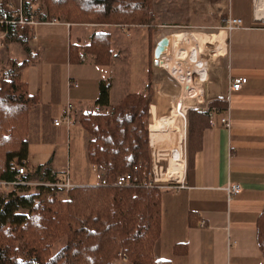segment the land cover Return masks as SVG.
Returning <instances> with one entry per match:
<instances>
[{
    "label": "crops",
    "instance_id": "1",
    "mask_svg": "<svg viewBox=\"0 0 264 264\" xmlns=\"http://www.w3.org/2000/svg\"><path fill=\"white\" fill-rule=\"evenodd\" d=\"M154 12L156 20L150 28L146 25L130 28L68 23L62 19L38 21L28 41L32 54L27 65L19 69L20 79L27 83L29 94L35 95L38 100L31 113L30 130L35 135V141L46 143L53 127L61 126H55L53 120L61 115L67 103L72 105L71 122L77 120L79 123L80 115L93 113L92 109H98L94 102L98 97L100 80H111V106L126 95L112 104L115 78L110 69L116 64L127 70L132 47L128 39L130 29L135 30L137 38L144 36L149 50V56L146 54L145 59L146 63L150 62L148 73L156 67L163 68L162 65H154L153 50L165 34H172L173 38L176 33L174 29L177 28L215 30L210 33L222 35L223 52L219 54L217 63L224 64L225 81L221 84L214 82L205 70V77H201L200 70L194 66V71L200 74L199 82H204L203 87L192 84L189 74L185 77L189 83L183 87L184 90H200L201 95L194 96L199 101L203 88L207 99L199 102L203 104L202 111L207 110L208 102L214 99L223 101L225 109L210 110L211 122L203 130L200 147L193 153L188 167L186 151L183 157L184 129L180 130L178 125L180 116H183V97L174 106L171 105L172 101L169 106L166 100L157 102L156 88L152 82L150 149L157 151L158 142L165 135L155 126L157 119L171 114L172 124L169 122L168 131H165L168 133L167 142L173 146L169 177L174 181L179 179L178 188L160 193L161 231L154 246V256L171 264H263L257 245L256 222L264 208V0H247L246 6H243L242 0H236L235 4L233 0H161L154 7ZM228 16L240 18L241 26L227 30L224 24ZM99 31L110 33L111 63L94 64L89 53L83 55V62L72 60L70 46L82 48L90 42L92 34ZM192 40L190 37L185 39L186 42ZM174 45L172 39L169 52L162 58L170 55ZM197 50L195 47L194 60L200 61ZM79 53L82 55L83 51ZM121 55L125 58H121ZM25 59L26 51L12 38H8L4 47L0 48L1 66L8 67L11 62L19 64ZM122 61L128 63L123 65ZM239 76L245 77L246 83L240 90L227 94L228 78ZM128 77L129 72L123 76L126 84H129ZM143 88L145 84L141 91L135 93H142ZM225 116L229 119L228 127L221 122ZM47 161H50V167L59 178L64 175L65 170L57 165L55 155L39 164ZM89 167H92L91 164ZM98 169L99 182H91L89 178L71 183L101 184L104 173ZM230 182L240 184L241 191L228 199L223 188ZM180 244L185 246V251L174 252V246Z\"/></svg>",
    "mask_w": 264,
    "mask_h": 264
},
{
    "label": "trees",
    "instance_id": "2",
    "mask_svg": "<svg viewBox=\"0 0 264 264\" xmlns=\"http://www.w3.org/2000/svg\"><path fill=\"white\" fill-rule=\"evenodd\" d=\"M41 21L63 19L68 23L105 24L127 27L155 22L152 0H43ZM9 38L27 53L21 63L11 62L0 79V180H12L15 167L27 159L31 113L38 103L35 95L20 79L19 69L27 65L30 29L14 27ZM83 51L82 55L79 53ZM92 55L97 65L110 64L113 58L109 32L92 34L82 48L70 46L71 59L83 62ZM111 80L98 83L94 104L104 112L79 116L88 133L87 161L104 170V180L96 185L72 186L68 198L59 200L49 187L41 192L22 194L24 185H16L6 195L0 194V264H171L154 256V246L161 231L160 191L147 187L142 180L150 171L149 106L153 97L151 81L144 93H128L110 105ZM224 110V102L214 99L205 111H186L187 167L200 147L203 130L211 122V109ZM50 161L35 166L42 180H54ZM130 173L132 184L116 186L118 175ZM25 210L27 213L20 212ZM191 219V218H190ZM190 223V222H189ZM257 245L264 264V208L257 218ZM65 237L55 253L51 248ZM23 250L20 255L19 251ZM185 251L183 244L174 252Z\"/></svg>",
    "mask_w": 264,
    "mask_h": 264
},
{
    "label": "rangeland",
    "instance_id": "3",
    "mask_svg": "<svg viewBox=\"0 0 264 264\" xmlns=\"http://www.w3.org/2000/svg\"><path fill=\"white\" fill-rule=\"evenodd\" d=\"M161 0H152V9L154 11V7L158 6V2ZM170 1V0H166ZM28 4L31 5L34 12L37 15L39 20V14H42L45 11L43 0H28ZM233 3H236V0H233ZM243 6H246L247 0H242ZM155 14V12H154ZM63 20V19H62ZM156 20V18H155ZM41 21V20H39ZM116 26V25H113ZM119 26V25H117ZM134 28V27H130ZM176 33H189L190 39H194V41L186 42L184 41L182 44L179 42H175V45L166 59H172L175 63V67L180 68L181 76L175 75L173 72L167 71L162 67H156L153 71H149L147 67L150 66V62L146 63V57L149 56L148 46L143 38H137L135 30L130 29V39L131 49L130 54L128 55L129 63L127 61L123 62L128 63L127 70L123 67H117L115 64L113 68H111V73H113L115 78L114 88L111 96V102L114 104L119 97L125 95L127 93L141 91L143 85L145 84V88H143V92L146 90V84L148 81L153 82V86L156 88V101L157 100H166L168 101V106L171 103L172 106L175 105L176 102L182 100V113L183 116L179 118V128L180 130L184 129V138H183V157L185 156L186 151V111L189 108L199 109L201 110L203 104L199 102H203L207 99V96L203 92L202 89V98L201 100H197L195 95L200 96V90L193 91L192 89L184 90L183 87V79L185 75L189 74V79L192 84L200 85L203 87V81L199 82L200 74L197 71H194V58L196 57L195 53L191 55V50L193 46L197 47V58L203 63V70H205L211 78H213L214 82L220 83L225 81V68L222 62L217 63L219 54L223 52L222 50V35L220 33L212 34L208 29H198V28H177L174 29ZM31 32V30H30ZM209 32V33H208ZM191 33V34H190ZM206 35V36H205ZM201 36V37H200ZM200 40H204L201 43ZM213 40V41H212ZM146 45V46H145ZM146 47V48H145ZM113 53V52H112ZM147 54V56H146ZM124 56V55H123ZM191 57V58H189ZM121 58H125L122 57ZM127 59V60H128ZM150 61V59H149ZM220 64V65H219ZM127 66V65H126ZM6 66L0 65V79L2 78V74L4 69L9 68ZM130 73L129 84L124 83L123 76L127 73ZM205 73V72H204ZM181 77V78H180ZM152 86V87H153ZM195 96V97H194ZM197 96V97H198ZM191 97V98H190ZM194 97V98H193ZM158 102V101H157ZM173 109H171L172 111ZM93 113L96 112H104V110L100 109H92ZM171 115V114H170ZM165 116L157 119V123L155 126L160 130V132H164L163 138L158 142L157 151L154 149H150L151 153V162H150V171L146 177V179L142 180L143 183L146 184L147 187H153L157 190L166 191V190H175L177 186V180H171L169 177L170 167H169V159L171 158V146L168 141V125L172 124L173 117ZM60 117V115L58 116ZM171 120V121H170ZM34 127V126H33ZM149 127V126H148ZM52 131V127L50 128ZM155 130V128H154ZM154 130L153 133L154 134ZM53 131H57V133H53ZM52 135L50 136L48 142L41 143L35 141L34 133L29 130L28 137L30 138V142L28 143V160L25 161V166L30 173V185H25L23 190H17V192L22 194H30L41 192V196L45 197L48 190L38 188L39 182L43 181L40 176L34 171L35 165L42 163L48 160L52 155H55V159L57 160V165H60L67 171V175L69 181L77 182V181H87L91 178V182H99L98 179V168L95 165H91L89 167V163L87 161L86 156V142L88 134L81 127L80 123H77V120L70 123L69 127H66L65 124H61L59 128L53 127ZM158 134L157 131H155ZM55 134V135H54ZM150 146V145H149ZM175 147V146H174ZM56 150V151H55ZM55 151V152H54ZM88 164V166H87ZM103 170L102 168H100ZM155 171V173H154ZM104 173V170H103ZM59 178V177H58ZM61 180L65 179V175L60 177ZM72 186H78L73 185ZM71 186V187H72ZM70 187V188H71ZM69 188V189H70ZM68 189V190H69ZM10 189L0 190V194L6 195ZM68 190L63 188L62 190L49 189L50 192H53L56 198L59 200H66L68 198ZM20 212L27 213L25 210H20ZM66 242L65 237L59 239L51 248V253L55 254ZM19 254H23V250L19 251ZM122 262H126L122 259L116 260L117 264H122ZM127 263V262H126Z\"/></svg>",
    "mask_w": 264,
    "mask_h": 264
},
{
    "label": "built area",
    "instance_id": "4",
    "mask_svg": "<svg viewBox=\"0 0 264 264\" xmlns=\"http://www.w3.org/2000/svg\"><path fill=\"white\" fill-rule=\"evenodd\" d=\"M28 0H0V48H3L7 39L10 36V32L14 27L17 26H27L30 30L38 23V18L34 12L31 5L28 4ZM242 20L240 18H234L228 16L225 19L224 27L231 31L235 28L241 26ZM162 59V57L160 58ZM247 79L245 77H229L227 84V94L235 92L241 89V87L246 83ZM72 114V105L67 103L60 117L53 120L55 126L65 124L66 127L70 126ZM224 126H229L228 116L221 119ZM51 174H55L54 170H51ZM65 179L61 180L57 176L54 180H43L39 182V186L49 187L50 189L62 190L65 188L68 190L72 184L69 181L67 171L64 172ZM135 177L130 173H125L118 175L115 180L116 186H124L132 184ZM30 173L25 166V161H22L20 165L15 167V175L12 180H0V190L3 189H13L16 185H30ZM178 188L177 186H175ZM227 198L231 199L234 195L241 191V186L238 183L230 182L224 188ZM201 225L204 224L203 221L200 222Z\"/></svg>",
    "mask_w": 264,
    "mask_h": 264
},
{
    "label": "bare ground",
    "instance_id": "5",
    "mask_svg": "<svg viewBox=\"0 0 264 264\" xmlns=\"http://www.w3.org/2000/svg\"><path fill=\"white\" fill-rule=\"evenodd\" d=\"M188 36H189V34H187V33H180V32L175 33L174 36H173V42H179V43L182 44V42L185 41V39H187ZM202 41H204V40H200V42H202ZM195 47L196 46H193V48L191 50V55L193 54ZM189 58H191V57H189ZM161 60H162L163 68H165L167 71L173 72L177 76H181V72H179L180 71L179 68L175 67V63H173L174 61H172L171 58L170 59H166L164 57ZM194 62H195L194 65L196 66V68L200 70L201 77H205V73H204V70H203V63L201 61H195V60H194ZM185 77H186V75L184 77H182V79H183V85L186 87L187 86L186 84L189 83L188 82L189 80L186 79ZM187 78H188V76H187ZM154 173H155V171H154Z\"/></svg>",
    "mask_w": 264,
    "mask_h": 264
},
{
    "label": "water",
    "instance_id": "6",
    "mask_svg": "<svg viewBox=\"0 0 264 264\" xmlns=\"http://www.w3.org/2000/svg\"><path fill=\"white\" fill-rule=\"evenodd\" d=\"M172 39V34H165L157 41L153 50L154 65H162V60L160 58L169 52L172 45Z\"/></svg>",
    "mask_w": 264,
    "mask_h": 264
}]
</instances>
